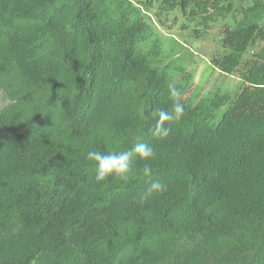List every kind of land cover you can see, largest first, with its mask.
Listing matches in <instances>:
<instances>
[{
	"label": "trees",
	"instance_id": "1",
	"mask_svg": "<svg viewBox=\"0 0 264 264\" xmlns=\"http://www.w3.org/2000/svg\"><path fill=\"white\" fill-rule=\"evenodd\" d=\"M152 6L0 0V264H264V0L160 1L159 23L176 11L232 16L212 62L240 72L236 90L200 100ZM166 81L185 113L160 138L151 113L170 107ZM137 139L167 184L143 205L144 161L127 181L97 182L87 159Z\"/></svg>",
	"mask_w": 264,
	"mask_h": 264
},
{
	"label": "rangeland",
	"instance_id": "2",
	"mask_svg": "<svg viewBox=\"0 0 264 264\" xmlns=\"http://www.w3.org/2000/svg\"><path fill=\"white\" fill-rule=\"evenodd\" d=\"M160 1L153 0V6L148 13L162 39L168 41L169 45L173 41L181 44L178 52L183 66L193 76L189 91L192 98L200 100L208 95L232 96L239 82L240 72H236L233 76L221 74L212 62L213 59L225 53L220 40L225 25L234 24L232 16L225 18L211 11L212 18L207 21V16L192 17L176 11L165 13L161 18L162 23H159L155 22V14L159 12ZM262 47L263 44L257 43L247 50L242 61V68L255 59ZM7 104L8 101L2 97L0 111ZM0 138H6L2 130H0Z\"/></svg>",
	"mask_w": 264,
	"mask_h": 264
},
{
	"label": "clouds",
	"instance_id": "3",
	"mask_svg": "<svg viewBox=\"0 0 264 264\" xmlns=\"http://www.w3.org/2000/svg\"><path fill=\"white\" fill-rule=\"evenodd\" d=\"M167 98L170 101L169 108H157L151 113L154 118L152 131L155 136L166 138L171 131V123L179 121L185 113V104L183 103V91L174 83H165ZM144 161L143 174L149 178V182L138 193L136 198L140 205L145 204L155 195L163 194L167 191V184L160 178L152 177V169L149 161L156 157L155 148L147 142L140 139L133 146L125 151L117 153L89 151L87 159L96 163L95 180L104 181L109 176L127 181L135 174L136 158Z\"/></svg>",
	"mask_w": 264,
	"mask_h": 264
}]
</instances>
